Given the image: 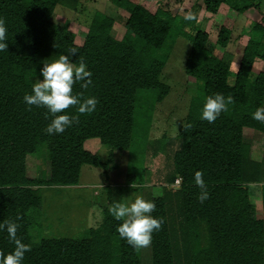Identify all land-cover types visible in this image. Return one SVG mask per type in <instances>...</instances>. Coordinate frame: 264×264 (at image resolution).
Instances as JSON below:
<instances>
[{
  "label": "trees",
  "instance_id": "1",
  "mask_svg": "<svg viewBox=\"0 0 264 264\" xmlns=\"http://www.w3.org/2000/svg\"><path fill=\"white\" fill-rule=\"evenodd\" d=\"M111 1L129 13L123 37H114V19L97 11L79 44L72 30L52 19L57 4L74 6L77 0H0L8 44L0 51V223H17V237L30 247L23 264H142L141 248L119 236L121 221L105 207L102 223L86 237L36 239L33 230L42 207L41 187L78 185L83 165L103 164L88 147L92 138L118 150L131 148L135 114L146 102L145 92L147 107L169 93L161 75L172 50L169 42L181 34L191 40L185 70L195 77L198 93L190 100L181 144L167 172L166 181L180 177V187H164L161 196L151 198L156 205L151 215L163 218L152 234L151 264H264V149L260 158L253 157L245 140L248 128L264 133V122L252 118L257 107L264 106V71H254L255 63L264 59V25L254 22L248 30L233 74L230 62L208 47V32L194 25L193 33L185 31L195 18L185 19L176 9L151 11L138 0ZM223 1L244 13L264 0L204 4L216 13ZM230 34L222 27L218 42L226 46ZM60 54L75 65L83 59L91 83L82 88L83 82H76L73 92L82 98L95 96L98 104L92 113H78L76 105L65 109L78 121L63 133L49 135L47 109L27 105L23 97L43 78V64ZM217 92L233 102L209 123L201 119L202 107L205 98ZM42 147L49 172L32 177L27 156ZM196 171L202 172L209 192L203 202L197 198ZM257 186L262 190V216L250 197ZM14 247L5 226L0 229V258Z\"/></svg>",
  "mask_w": 264,
  "mask_h": 264
},
{
  "label": "rangeland",
  "instance_id": "2",
  "mask_svg": "<svg viewBox=\"0 0 264 264\" xmlns=\"http://www.w3.org/2000/svg\"><path fill=\"white\" fill-rule=\"evenodd\" d=\"M151 11L168 9L186 17L193 14L194 24L185 31L193 33L195 27L209 34L208 47L219 57L226 58L234 73L238 70L243 50L247 44L248 30L254 22L264 25V1L244 13L223 1L216 13L206 9L204 0H138ZM174 5H177L176 8ZM102 11L114 19L111 33L122 38L129 13L111 0H77L74 6L57 4L52 19L75 33V41L82 44L93 16ZM175 24V23H174ZM194 25V26H193ZM176 27V26H174ZM222 27L231 30L226 46L218 42ZM163 68L161 79L170 85L169 93L157 103L146 102L138 106L135 114L133 143L128 150H118L99 141L90 146L103 162L100 166L83 165L79 185L41 187L42 207L34 227L36 239L42 237H86L89 230L98 227L104 218L103 208L114 202L130 203L137 195L145 199L161 196L164 187L177 189L180 184L168 183L167 172L172 168L173 153L180 146L179 136L185 123L191 98L198 93L195 77L186 73V59L191 40L179 35ZM254 71H264V59L254 65ZM235 75L230 80H234ZM144 95V91L141 92ZM137 109V110H138ZM150 110V112L148 110ZM148 113V114H147ZM150 113V114H149ZM245 140L251 143L252 156L260 158L264 149V133L248 128ZM149 145L151 147H149ZM149 148V149H148ZM46 148L28 154L26 166L30 176L49 172ZM260 186L251 190V201L261 213ZM142 264H151L150 245L141 248Z\"/></svg>",
  "mask_w": 264,
  "mask_h": 264
},
{
  "label": "clouds",
  "instance_id": "3",
  "mask_svg": "<svg viewBox=\"0 0 264 264\" xmlns=\"http://www.w3.org/2000/svg\"><path fill=\"white\" fill-rule=\"evenodd\" d=\"M194 18L191 13L185 17L189 20ZM6 31L5 22L0 18V51L8 48L5 42ZM74 65L75 62L66 54H60L50 62L44 63L40 69L43 78L35 80L31 84V92L24 94L23 100L27 105L47 109L51 119L45 131L49 135L63 133L66 128L78 121V116H70L64 112L70 106L76 105L77 112L81 114L92 113L97 107L98 99L95 96L82 98V94H74L73 85L82 81L80 86L86 88L91 83L92 75L83 59L78 65ZM232 102V97H225L220 92L207 96L202 107L201 119L209 123L214 122ZM252 118L264 122V106L257 107L252 113ZM194 180L200 188L197 198L203 202L208 199L209 192L201 171L195 172ZM155 208L154 201L137 195L130 203L114 202L109 212L116 220L121 221L116 227L119 236L133 248L139 249L151 244L153 232L158 231L163 224V218L151 215ZM5 226L8 237L15 247L0 258V264H23L25 253L30 250V247L17 237V223L13 221L0 223V229H4Z\"/></svg>",
  "mask_w": 264,
  "mask_h": 264
},
{
  "label": "crops",
  "instance_id": "4",
  "mask_svg": "<svg viewBox=\"0 0 264 264\" xmlns=\"http://www.w3.org/2000/svg\"><path fill=\"white\" fill-rule=\"evenodd\" d=\"M98 141L100 142V140L98 139V138H92L90 141H89V145H88V147H90V146H95L97 143H98ZM101 143V142H100ZM90 149V148H89ZM91 150V149H90ZM92 152H94V150H91ZM251 154H252V149H251ZM262 154H263V151H262ZM261 154V155H262ZM79 185V184H78ZM75 186V185H74ZM257 209V208H256ZM262 205H261V213H259L258 212V210H257V214H258V216H262Z\"/></svg>",
  "mask_w": 264,
  "mask_h": 264
},
{
  "label": "built area",
  "instance_id": "5",
  "mask_svg": "<svg viewBox=\"0 0 264 264\" xmlns=\"http://www.w3.org/2000/svg\"><path fill=\"white\" fill-rule=\"evenodd\" d=\"M175 183L180 184L181 183V178L177 177L176 180H175Z\"/></svg>",
  "mask_w": 264,
  "mask_h": 264
}]
</instances>
